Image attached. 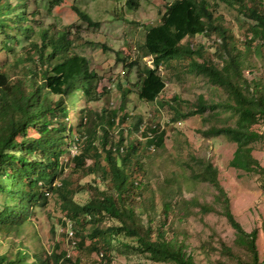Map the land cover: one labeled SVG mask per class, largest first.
Here are the masks:
<instances>
[{
	"label": "trees",
	"instance_id": "1",
	"mask_svg": "<svg viewBox=\"0 0 264 264\" xmlns=\"http://www.w3.org/2000/svg\"><path fill=\"white\" fill-rule=\"evenodd\" d=\"M164 1L158 21L145 28L139 55L125 64L136 69L137 97L152 102L163 90L159 66L179 68L213 95L198 93L186 111L176 97L174 119L201 116L206 124L198 129L201 135H223L235 143L230 166L245 172L263 171L252 151L255 143L264 142V77L251 74L258 70L254 56L262 57L264 66V0ZM213 1L234 9L237 20L245 26L242 39L229 23L214 15ZM139 2L126 0L125 4L135 9ZM26 10L27 0H0V52L9 59L0 63V232L6 237L20 233L33 208L45 206L49 195L55 193L62 222L72 225V242L78 251L100 253V261L106 260L116 241L152 262L198 264L195 254L187 251L189 236L182 226L191 217L203 220L219 205L233 229V238L226 242L213 231L207 239H199L195 249L205 257L216 251L226 255L227 262L219 264H264L257 248L258 229L246 231L234 218L211 159L192 152L185 160L184 172L191 180L215 189L212 201L187 196L182 177L174 169L164 171L163 179L153 188L148 177L153 172L141 160V152H147L149 146L161 147L165 128L145 124L141 131L144 141L125 140V128L118 126L130 118L126 109L130 90L119 85L118 108L87 107L86 103L102 96L97 92V72L89 67L86 57L73 52L65 31L54 35L28 25ZM74 10L89 25L98 24L78 8ZM198 36L211 38V44L194 41ZM22 43L16 52L15 46ZM147 55L152 57L151 65L142 61ZM73 109L77 125L83 127L76 131L78 136L69 115ZM135 118L133 129L137 131L141 118ZM28 128L34 134L29 135ZM75 142L79 144L70 158L72 172L95 177L82 183L78 179L73 182L70 176L58 177L57 184L60 157ZM83 190L90 191V196L79 204L73 195ZM156 192L159 197H155ZM105 218L111 223L102 225ZM75 258L55 251L33 249L29 253L21 240L15 251L0 253V264H82Z\"/></svg>",
	"mask_w": 264,
	"mask_h": 264
},
{
	"label": "rangeland",
	"instance_id": "2",
	"mask_svg": "<svg viewBox=\"0 0 264 264\" xmlns=\"http://www.w3.org/2000/svg\"><path fill=\"white\" fill-rule=\"evenodd\" d=\"M53 1L27 0L28 25H32L34 29H46L49 34L54 35L65 31L71 40L73 52L86 57L89 67L97 72L99 77L97 92L102 96L99 100L85 105L94 110H99L104 106L107 109L118 108L121 101L119 87L121 85L122 89L130 90L126 97V109L130 118L118 126L125 128L123 130L125 140L136 138L138 141H144L141 138V131L145 124L157 125L160 129L165 128L163 145L159 148L149 146L147 152L143 150L141 152V160L145 161L148 165L147 169L153 172V174L148 173L150 181L154 183L153 188L157 187L155 184L157 180L163 179L161 174L164 171L174 169L182 177V189L187 196L192 194L200 200L212 201L215 189L207 183L191 180L184 172L185 160L189 158L190 153L209 157L218 168V180L229 197L230 210L234 218L246 231L253 228L258 229L257 248L259 259L262 260L264 258V142L255 143L252 151L253 157L258 160L263 171L245 172L230 166L229 161L235 149V143L223 135L213 137L201 135L198 129L206 125L201 116H190L183 120L174 119L172 106L176 103V97L180 100L177 103L181 105L182 111H186L190 106L189 103L196 98L198 93H203L205 96L213 95L212 90H208L206 86L200 87L194 77L180 72L179 68L168 69L162 66V68L158 67V72L165 83L163 90L154 101H143L136 94V69H129L125 66L139 55V46L143 42L145 28L158 21L164 11L165 1L140 0L139 6L135 9L128 8L125 4L126 0H62L56 4ZM211 3L214 6V15L229 23L236 37L242 39L241 31L242 28L245 29V26H241V22L237 20L234 9L225 3L214 1ZM74 7L88 14L98 24L89 25L83 21L75 12ZM33 11H35L34 14H32ZM193 40L203 41L205 45L211 44L209 37L198 36ZM23 44L15 46L16 52ZM254 57L258 70H254L251 76L262 75L264 77L262 57ZM6 60L9 59L3 51L0 52V63ZM151 60L150 55L142 58V61L148 65H151ZM246 75L250 77V73ZM69 115H72L70 119L73 132L78 136L76 131L78 129L82 131L83 127L77 125L76 109L70 110ZM135 116L141 118V126L137 131L133 129V124L137 120ZM118 127L115 129L116 132ZM255 128H259L258 125ZM27 132L29 135L34 134L31 128H28ZM117 140V135L114 134V141ZM78 144L75 142L73 146L70 145L68 153L60 157L62 166L54 181L57 184L60 180L58 177L70 176L73 182L78 179L81 183L95 177L94 174L82 176V173L78 175L72 172L73 164L70 158L77 152ZM142 148L139 147V149ZM147 153H149L148 157ZM87 163H90V160H87ZM102 163L104 164V161ZM188 189L191 192H188ZM89 196L90 191L83 190L76 192L73 199L83 204ZM155 197H159L158 192L155 193ZM216 208L217 211L210 212L203 220L191 217L182 226L188 231L187 251L195 254L198 264L227 262L226 255L218 251L205 257L195 249L198 240L207 239L213 231L226 242H230L233 238V229L222 214V208L219 205ZM33 210L29 220L17 235L9 234L6 237L0 232V253L8 249L11 252L15 251L16 244L22 240L29 253L33 249L43 250L46 253L51 251L65 253V256L72 260L78 257L82 264H167L152 262L134 248H124L116 241H113L112 248L106 253V260L100 261V253L87 254L85 250L78 251L72 242L74 237L72 225L68 223L64 225L62 222L64 216L59 198L55 193L49 195L45 206H36ZM110 223L111 221L105 218L101 224ZM91 226L92 222L86 224L83 234H86ZM122 240L133 243L132 239L122 238ZM30 260L31 258H27V261Z\"/></svg>",
	"mask_w": 264,
	"mask_h": 264
},
{
	"label": "built area",
	"instance_id": "3",
	"mask_svg": "<svg viewBox=\"0 0 264 264\" xmlns=\"http://www.w3.org/2000/svg\"><path fill=\"white\" fill-rule=\"evenodd\" d=\"M159 67H161V66H159ZM69 234H71V231H69Z\"/></svg>",
	"mask_w": 264,
	"mask_h": 264
}]
</instances>
